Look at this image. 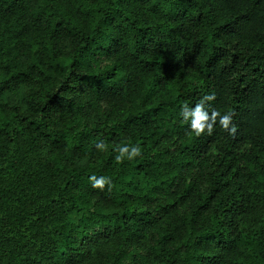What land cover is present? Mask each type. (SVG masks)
I'll use <instances>...</instances> for the list:
<instances>
[{"label":"trees","instance_id":"trees-1","mask_svg":"<svg viewBox=\"0 0 264 264\" xmlns=\"http://www.w3.org/2000/svg\"><path fill=\"white\" fill-rule=\"evenodd\" d=\"M0 264H264V0H0Z\"/></svg>","mask_w":264,"mask_h":264},{"label":"clouds","instance_id":"clouds-1","mask_svg":"<svg viewBox=\"0 0 264 264\" xmlns=\"http://www.w3.org/2000/svg\"><path fill=\"white\" fill-rule=\"evenodd\" d=\"M207 99H213V97L209 96ZM181 115L185 120H188L189 117H191V128L194 130V132L199 135L201 132H203L205 129H207L208 133H211L213 128V123L216 120V117L219 115L217 112H212L211 116H209L208 112H206L203 108L202 104H197L191 111H188L185 107ZM231 121V115L230 114H224L220 116L219 123L222 127L225 129L229 128V123ZM235 129H229L230 132H233ZM98 148L103 147L102 144H97ZM121 156L123 154L127 153L128 159H132L134 156L139 155L140 149L138 147H134L131 152L127 150V147H123L120 149ZM121 156H117L116 159L120 160ZM90 181L92 182L93 187H100L103 188L104 185L107 183L109 184V187H111V182L106 177H99L91 176L89 177Z\"/></svg>","mask_w":264,"mask_h":264},{"label":"rangeland","instance_id":"rangeland-1","mask_svg":"<svg viewBox=\"0 0 264 264\" xmlns=\"http://www.w3.org/2000/svg\"><path fill=\"white\" fill-rule=\"evenodd\" d=\"M22 96V93L20 92H15L13 94L9 95V99L11 100L12 103H16L18 101H20V98Z\"/></svg>","mask_w":264,"mask_h":264}]
</instances>
